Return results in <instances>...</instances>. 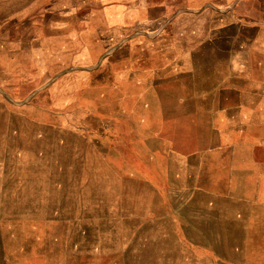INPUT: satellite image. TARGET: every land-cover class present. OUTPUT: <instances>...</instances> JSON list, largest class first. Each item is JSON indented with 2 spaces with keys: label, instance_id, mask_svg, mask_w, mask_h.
Instances as JSON below:
<instances>
[{
  "label": "rangeland",
  "instance_id": "obj_1",
  "mask_svg": "<svg viewBox=\"0 0 264 264\" xmlns=\"http://www.w3.org/2000/svg\"><path fill=\"white\" fill-rule=\"evenodd\" d=\"M98 1L0 0V264H187L186 251L212 264L206 241L174 239L179 225L154 217L167 181L144 142L179 133L161 116L191 112L190 94L159 89L202 66L177 57L196 48L102 25V11L88 14ZM112 39L115 57L99 61ZM122 66L151 84L118 88Z\"/></svg>",
  "mask_w": 264,
  "mask_h": 264
},
{
  "label": "crops",
  "instance_id": "obj_2",
  "mask_svg": "<svg viewBox=\"0 0 264 264\" xmlns=\"http://www.w3.org/2000/svg\"><path fill=\"white\" fill-rule=\"evenodd\" d=\"M89 4L88 14L102 11V25L111 29L132 25L147 44L164 37L174 51L195 47V57L182 52L177 57L202 65L189 67L192 73L168 74L159 89L160 96L190 94L192 110L187 114L182 104L178 109L173 108L178 106L175 102L162 103L164 111L183 110L161 116L175 122L179 133L159 131L158 138L144 139L151 144L148 160L157 154L163 159L160 173L167 181L168 198L154 217L179 225L174 239L206 241L217 255L209 260L212 264H264V0ZM85 41L78 42L91 48ZM111 41L98 59L108 58L107 64L115 57V39ZM122 68L116 72L118 88L131 84L135 90L151 84L150 73L147 81L134 73L128 82ZM186 125L194 129L188 133L183 130ZM186 252L187 264H208Z\"/></svg>",
  "mask_w": 264,
  "mask_h": 264
},
{
  "label": "bare ground",
  "instance_id": "obj_3",
  "mask_svg": "<svg viewBox=\"0 0 264 264\" xmlns=\"http://www.w3.org/2000/svg\"><path fill=\"white\" fill-rule=\"evenodd\" d=\"M44 237V236H43Z\"/></svg>",
  "mask_w": 264,
  "mask_h": 264
}]
</instances>
